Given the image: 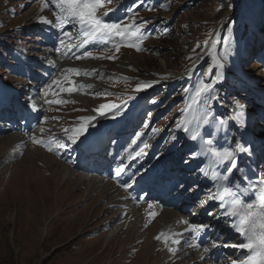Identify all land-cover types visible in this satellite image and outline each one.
Instances as JSON below:
<instances>
[{
    "label": "rangeland",
    "instance_id": "obj_1",
    "mask_svg": "<svg viewBox=\"0 0 264 264\" xmlns=\"http://www.w3.org/2000/svg\"><path fill=\"white\" fill-rule=\"evenodd\" d=\"M2 1L0 0V68L4 69L1 71L2 76L7 74V79H9L17 72L14 70L17 66H11L19 61L25 62L22 65L23 70L37 71L39 66H42L39 65L35 69V63L30 62L31 55L27 49L32 48L36 43L31 34L29 32L26 34L23 29L14 34L12 31L24 27L23 24L32 23L33 20L40 22L39 18L42 14L39 13L40 3L43 4L44 0H4L10 2L6 4ZM150 1L111 0L110 3L105 2L103 9L100 10L108 12V15L104 17L108 22L128 24L133 19L137 25L146 22L143 23V38L138 42L140 50L136 47L125 46L118 39L97 38L84 43L85 38L78 34V26L73 27L71 24H66L61 28L55 22V7H48L47 14L54 19L52 28L57 32L61 49L64 50L63 54L66 56L64 59L68 61L56 60L54 58L57 53L55 49H53L54 53L49 55L51 60L57 63L68 62L75 68L81 65V67L95 69L97 72L86 76L92 85L85 89V92L77 90L69 93L80 95L77 101L66 99L70 107H67L66 103H47L50 116L45 117L46 123L45 121L38 122L35 127L40 132L29 135L28 131L22 130L23 134L29 135L28 140L35 136L37 140H43L45 143L31 142L29 144L26 142L23 149H19L15 155L9 157V161L17 160L9 165L5 164V168H0V264H152L155 260H157L155 264H177L176 260L166 261L165 248L159 250L155 247V250H152L146 244L147 237L143 232V226L139 227V233L132 228L131 235L127 236V231L131 227L127 221L125 222L128 224H124L126 227L115 226L118 224L114 223L119 218H123L122 214L128 210L122 201L121 203H124L122 211L118 210L121 215L112 212L118 199L121 200L123 196L121 188L112 183L119 181L117 176L112 178L113 181L100 180L86 174L90 178H82V174L72 165L73 163L78 164L75 162L76 153L71 151L68 155L70 164L64 155L65 147L57 148L50 143L55 138L66 144V134L62 136L64 129L79 126L82 117H93L92 113L97 112L96 109L100 105L118 106L117 109L106 110L110 117L115 114H128L129 111L132 113L130 118H126L124 122L113 123L112 130L116 136L108 140L105 148L106 157L109 154L114 157L122 154L128 156L126 149H130L134 158L130 159L128 156L127 161L131 162L136 159L138 163L130 166V171L133 172L136 169L131 175L133 179L143 172V168H155L158 164L159 170L157 171L160 173L157 172V175L167 181L165 186L170 190L177 189L176 193L183 191L180 201L185 196H193L194 193V196H197L201 192L192 203L186 205L182 211H178V214H182L186 221L189 217L201 213L204 216L202 222L203 218H205L204 224H209L211 221L210 225L213 228L215 220L221 219L218 216L221 209L213 205L215 201L212 203L208 201L204 206L200 205L201 200H207V197L216 191L214 185L212 189L213 181L210 178L212 158L201 154L200 147H197L200 152L195 150L196 142L187 141L184 138V134H187L183 131V127L177 128L178 124L184 125L188 118L192 119L191 128L196 127L199 123H204L202 118L207 111L211 110L214 119L210 118L209 123L205 124V129L208 133H215L213 138L216 140V145L214 147L234 148L237 140L246 147L251 146L252 154L245 153L247 157L238 165V168L243 171H237L232 178L234 184L243 186L245 184L243 179L247 176L248 170L259 172L264 178V32L263 40L257 38L248 40V37L241 38L242 35L237 30L239 21L252 22L256 21L260 15H264L263 0L241 1L236 16L225 27L215 50L216 56L226 71L220 82L213 83L212 94L219 97L220 105L215 104L217 101H207L206 96L194 99L200 82L212 83L216 77L215 75L208 76L209 60L203 61L188 79L179 80L177 78L178 75L190 71L193 63L203 55L205 48L210 46L213 31L223 16H220L218 12V0H200L199 4L191 8L184 5L188 0ZM207 25H210L209 31L205 30ZM229 27H231V33L228 31ZM33 30L39 31L37 27H33ZM262 30L264 31V26ZM65 31L71 34V39L64 37ZM11 33L12 35H9ZM225 37H227L226 42ZM48 40L51 42H47ZM62 40L64 43H61ZM44 43V47L39 48L42 51L50 50L46 45L54 44L52 38H47ZM116 44H121L119 50ZM243 52L247 55L246 60H243L245 59ZM86 54L90 56L85 58ZM35 60L41 62L45 58L39 55L35 56ZM60 77L58 79V81L61 80V86H58L60 88L75 85V80L80 79L77 74L67 72L60 73ZM36 78H40L36 72L30 75L32 81L27 83L11 78V82L19 84L22 90V98L16 99V105L25 103L23 99L28 94L29 86L36 84ZM68 80L72 82V85L68 83ZM141 85L150 86L142 87L137 91L136 89ZM183 86L186 88L183 89ZM12 90L15 91V89ZM48 97H46L48 100L65 101L62 94L48 95ZM237 104L245 106L242 117L244 127H240L235 120L230 121L237 111ZM202 108H206V111ZM2 109L7 110V116L13 111V107L9 109L1 103L0 115L4 114ZM19 111L14 108L11 112L13 118L9 121L12 127L10 129L15 128L14 118ZM105 114L103 118L100 117L101 120L110 118ZM122 116L124 115L114 117L120 121ZM100 119L96 120L101 121ZM96 120L93 119L91 123L93 124ZM220 120L224 123L220 124ZM111 126L105 131L104 139ZM219 126L224 129L218 135ZM153 129L158 131L153 133ZM8 130L1 129L3 132ZM137 133H142V135L137 137ZM16 136L18 134H8L0 138V159L3 155L11 154L10 151L14 148L11 145L19 139ZM172 137H176V140ZM218 142L219 145H217ZM118 145L120 147L117 150ZM50 147L53 150L49 151ZM141 149H143L142 154L136 156L135 153ZM20 150L24 152L21 157H19ZM41 150H43L42 154L50 156L52 161L60 163L54 170H59L62 175L64 170L67 174L73 172L77 176L75 180L71 174L70 177L62 175L58 177L56 171L48 170V174L44 171H37L35 160L39 158L38 154ZM55 152L59 153L64 162L53 156ZM190 153H196L197 157L191 158ZM93 160L100 162L102 159L96 156ZM185 160L188 162L185 163ZM21 161L25 165L22 166ZM83 164L89 166L91 162ZM110 164L114 171L117 166H121L114 162ZM1 166L3 165L0 160ZM123 166H125L124 163ZM200 169L204 171L201 172ZM148 174L151 175V179L156 178L155 172L147 171L144 176ZM143 177L131 183L139 186ZM257 177L259 178V175ZM69 179H72V182L68 183ZM66 182L68 184H65ZM203 182H206L208 186L201 185ZM68 185L71 187L69 188ZM157 189L158 186L155 185L153 190ZM90 193L93 194L90 195ZM137 194L144 198L147 191L142 190L140 194ZM130 197H133L132 194ZM105 198L108 199L101 204ZM131 204L134 203L131 202ZM158 206L165 208L162 205ZM108 207L110 211L106 212ZM209 212H213L216 216H209ZM193 213L196 214L193 215ZM111 219L115 220L111 221ZM214 232V229H208L207 233L212 235ZM230 232L231 230L223 232L222 239H226ZM179 235L180 230L174 238L177 239ZM203 238L208 239V236H203ZM238 240L239 234L228 240L231 249L232 245L241 243ZM214 241H220V239L213 236L207 243L211 244ZM217 244L212 245L211 249L217 250ZM237 250L238 247L235 250L226 251L225 256L228 255L227 257L216 259L221 264H229L236 258ZM242 251L243 249H240V256ZM202 253L205 254L201 252L199 258ZM178 255L182 257V262L187 258L186 255L182 256L180 253ZM178 255L171 254L174 259ZM244 255H247V251ZM210 257L211 259L214 257V252L210 253ZM204 259L196 261L195 264H203Z\"/></svg>",
    "mask_w": 264,
    "mask_h": 264
},
{
    "label": "snow or ice",
    "instance_id": "obj_2",
    "mask_svg": "<svg viewBox=\"0 0 264 264\" xmlns=\"http://www.w3.org/2000/svg\"><path fill=\"white\" fill-rule=\"evenodd\" d=\"M51 4L55 6V22L61 28L66 24H71L73 27L78 26V34L83 35L85 38L84 43H88L92 39H105L110 40L119 39L122 44L129 47H136L137 50H140L138 47V42L143 38V23L137 25L136 21L133 19L128 24H121L120 22H107L104 17L108 15L107 11L101 12L105 2L110 3L111 0H50ZM49 6V0H45V3L41 7V11L44 8ZM163 7V5H162ZM41 23H51L47 18L41 16L39 18ZM231 33V27L228 29ZM64 37L71 39V34L68 32L63 33ZM218 35V33H217ZM227 37H225V42ZM61 43H64L62 40ZM216 41L212 42L213 48H215ZM82 46V45H81ZM117 50L121 44L115 45ZM59 51V49H57ZM90 54H86L85 58H88ZM79 58V57H78ZM95 58V57H93ZM67 73L81 74L79 69H66ZM86 74V73H85ZM219 75L213 80L212 83H207L201 81L199 86L196 89L195 97L199 98L201 96H206V100L218 101L219 97L212 94L213 83L217 79H220ZM65 79H68L65 77ZM68 83L72 85V82L68 80ZM53 85L59 86L60 81L53 80L50 85L46 87L44 91V96L49 95V90ZM150 85H141L136 90L139 91L142 87H148ZM80 87H90V86H80ZM63 92L71 93L73 91L79 90L75 85L69 87H62L60 89ZM55 95V93H52ZM67 101L63 100H48L45 99V103H66ZM30 107L35 111V104H30ZM118 106L114 104H104L100 105L96 111L104 115L106 110L117 109ZM243 104H237V111L232 117L233 120L240 127H244V121L242 117L244 116ZM210 118L214 119L212 116L211 110L207 111L204 115L203 122L205 124L209 123ZM81 123L77 127L71 129H64L67 140L75 144L82 135L86 132L87 128L90 126L91 121L94 117H82ZM220 124H223L224 121L220 120ZM147 127V125H145ZM183 127L185 133H189V127L185 125H177V128ZM43 131V129H41ZM153 133L158 131L157 129L152 130ZM142 133H137V137L141 136ZM215 133L209 132L206 137L201 136L199 132H192L188 137L192 141L197 139L201 142V153L211 156V176L210 178L213 181V185L216 191L210 194L207 197V200H201L200 205L204 206L208 201H216L218 203L221 211L218 216L225 218L230 222L229 226L243 238L244 242L238 245H232L233 247H238L239 249L246 250L248 255L244 260L239 261V264H264V180L252 181L249 177L244 176L246 183L241 186L240 184H234L232 182V176L235 172L242 169L238 168L239 155L241 153H246L248 155L252 154L251 146H245L241 141H235V147H214L216 145V140L213 138ZM173 140H176V137H172ZM33 143H45L43 140H37L35 136L32 137ZM50 143L54 144L57 148L66 147V144L59 139H53ZM135 143V142H134ZM145 147L147 144L145 143ZM53 150L51 147L49 151ZM128 152L129 158H134L132 156V151L126 149ZM143 152V149L136 152V156H140ZM196 153H190L191 158H195ZM188 161L185 160V163ZM201 172L204 169H200ZM125 172V167L123 166V161H121V166H118L115 170V175L119 177L122 173ZM126 190L130 187L127 183L122 185ZM149 209L153 207L152 204L148 205ZM196 213H193L195 215ZM155 213H151L149 219H151ZM209 216H216L213 212L208 213ZM218 218V217H217ZM185 223L188 227L185 231L196 234L206 231L211 227L210 224H191L188 221H181ZM175 233H159L155 239L161 240L165 243L167 247L168 241L171 240L172 243H179L176 240ZM169 251L172 249L169 248ZM233 264H237L236 261H233Z\"/></svg>",
    "mask_w": 264,
    "mask_h": 264
},
{
    "label": "bare ground",
    "instance_id": "obj_3",
    "mask_svg": "<svg viewBox=\"0 0 264 264\" xmlns=\"http://www.w3.org/2000/svg\"><path fill=\"white\" fill-rule=\"evenodd\" d=\"M225 23H226V20L225 19L220 22V24L218 26V32H217L218 35H219V32H220L221 28L224 26ZM217 33L213 36L212 42L213 41H217V38H218ZM47 42H51V41L48 40ZM212 42H211L210 46L206 49V51L203 53V55H201L199 57V59L193 63V66L190 69V71H188V72H186V73H184L182 75H178L177 76L178 79H185L186 80L189 76H191L193 74V71L194 70L196 71V69H198L199 66H201V64H202L203 61H207V60H209V65L207 67L208 76L209 75H215L216 77H217V75H219L220 77H223L224 76V74L226 73L225 72L224 65L222 64V62L220 61V59L216 56V54H215L216 46H215V48H213ZM53 53H54L53 50H48V49L43 50L41 52V58L44 57L45 60H48L47 67L50 68V70H51L50 71V75L48 76V78H46L44 80L41 77L35 79L36 84H31V87H30V88H32L33 91L31 92V94L25 95V99H23V101L25 103H30V100L31 99H35L34 100V103L32 102V104H35L36 106H39V107L44 106L46 104L45 103L46 97L44 96V91L46 90V87L48 85H50L53 80H58L59 79L58 77H60V73H62V72L66 73L65 70L66 69H69V68L81 70L80 79H78L76 81V85L75 86H77L82 91V93L86 91L85 89L91 87L92 83L86 78V76L91 75V74L97 72L95 69H88L86 67H81V65L76 66V68H75V66H73L71 63H68V62H65V63L64 62H59V63L54 62V60H51V58L49 57V55H52ZM56 78H58V79H56ZM221 79L222 78L217 79L216 82H219ZM80 86H90V87H80ZM60 89H61L60 87H58L56 85L55 86L53 85L52 88L49 90V95H52V93H55V96H58V95H61L62 94L63 97H65V99L68 98L71 101H77V100L80 99V95L75 94V93H72L70 95L69 93L63 92ZM4 92L6 94H10V93L12 94L15 91L12 90L10 87H5ZM59 92H61V93L59 94ZM3 95H4V93H1L0 92V97L3 96ZM1 103H3V102L1 101V98H0V105H1ZM217 103L218 102H216L215 104H217ZM15 106H16V103L14 104V107ZM66 106L67 107L68 106L70 107L71 105H68L66 103ZM12 110L14 111V109H12ZM13 111H11V112H13ZM92 115H93V117L95 119H100V117L103 116V115L99 114L98 112H94V113H92ZM7 117H9V119H7L9 121L12 120V118H13L12 117V114H9V116H7ZM9 121L8 122L5 121L6 124H8L7 125V129L12 128L9 125ZM115 121H118V118L117 117H114V116L113 117H110V118H107V119H103L101 121L96 120L94 122V124H90V126L87 128V130L84 133V135H82L80 137V139L76 142V144L79 143V142L80 143H83L86 140V137L91 138L92 135H95L96 137H100L101 136L102 137L101 140L102 139L104 140L105 131ZM191 123H192V119H189L188 118L185 121V124L184 125L187 126V127H189L190 132L189 133H186L187 135L184 138H186L187 140H190L188 137L194 131L195 132H199V134L201 136H204V137L207 136L208 132L204 128L205 127V123H203L202 125L199 123V125H197L194 128H191ZM7 129H3V130H7ZM23 138L28 139L29 137L28 136H23ZM196 142H197V147H200L201 148V146H200V144H201L200 140L197 139ZM34 146H36V145H34ZM194 146H195V144H194ZM42 151L43 150H41V152H39V154H38L39 158H37L35 160V167H37V169H38L37 171H39V172L40 171H44L46 174H48L47 173L48 170L49 171L51 170L52 172L53 171H56V170H54V168H56V166L58 167L60 165V163L59 162L56 163V162L52 161L51 158H50V156H46V155L42 154ZM94 157H96V156H93V158ZM244 158H245L244 153H241L239 155V163L241 161H243ZM21 162H22L21 165L23 166L24 162L23 161H21ZM56 172H57L56 174L58 175V177H62V176H64V177H70L72 175V176H74L73 177L74 180L77 177V176H75V174L73 172H70L71 175L70 174H67L66 170L63 171L64 172L63 175L61 174V172L59 170H57ZM235 174H236V172L234 173V175ZM234 175H233V177H234ZM81 177L82 178H86V177L90 178L89 176H86L85 174H82ZM148 177H149V179H151V175L150 174H148ZM247 177H249L252 181L263 180L264 179L262 177H261V179H256L254 173H252L250 171H248ZM70 182H72V179H69V182L68 183H70ZM68 183L66 182L65 184H68ZM244 183H246V181ZM16 185H18V184L16 183ZM68 187H69V185H68ZM92 194L93 193H90V195H92ZM106 199H108V198H105L101 202V204ZM114 201H116V199ZM112 204H114V203L112 202ZM127 204H129V203H127ZM154 206H156L155 209H154V207H152L151 209H149L148 211H146L145 213H143L144 212V209L141 207V205L132 204V206L130 208L127 207V209H128L127 212H124V214H122V217L124 219H128L131 222V223H129L131 225V227L128 229L126 236L129 235V234L131 235L132 228H134L135 231L137 230V233H139L140 232V230H139L140 228L139 227H142L143 226V228H142L143 229V232L145 233V236L147 237L146 240H145V242H146V244H148L150 246V248L152 250H155V247L158 245V243L161 242V240L155 239V237L159 233H161V232H165V233H175L177 235V233L179 231L178 229H175V224L178 222V216L176 214H174L173 212H171V210H168V209H165V208L164 209L163 208H160L156 204H154ZM105 211L106 212H109L110 211V208L108 207ZM120 211H122V210H120ZM151 213H155V215L151 219H149V221H148V218L146 217V214L148 215V214H151ZM161 213H163V215L161 216L163 218V220L160 217V214ZM142 216H144L145 218H142ZM113 220H115V219H111V221H113ZM221 223H224V224H227L228 223V225L230 224V222L227 221L223 217H221V219H216L215 220V223H214V226H213V228H216L217 229L216 233L217 232H220V230L222 229L219 226ZM228 229H232V228L230 226H228ZM233 233H235L234 230H233V232L231 234L232 236L234 235ZM176 235H175V237H176ZM217 236H218V234H217ZM170 241L171 240L168 241L167 246H170L171 245L172 242H170ZM239 241L241 243L244 242V240H243L242 237L239 238ZM217 246H218V249H222V250H230L231 249L230 245L228 243H226L225 240H223L222 242L218 243ZM168 255H169L168 253H164V257H166L165 258L166 260L168 259ZM199 256H200V254L197 256V258H199ZM189 260H191V259H189ZM189 260H188V263H189ZM156 262H157V260H155V262L152 263V264H155ZM237 264H239V263L237 262Z\"/></svg>",
    "mask_w": 264,
    "mask_h": 264
},
{
    "label": "trees",
    "instance_id": "obj_4",
    "mask_svg": "<svg viewBox=\"0 0 264 264\" xmlns=\"http://www.w3.org/2000/svg\"><path fill=\"white\" fill-rule=\"evenodd\" d=\"M152 1H154V0H152ZM249 1H253V0H249ZM200 2H201L200 0H188L184 5L187 8H191L192 6H195V5L199 4ZM263 2H264V0H263ZM217 3L219 5V11L218 12L220 13V16H221V15H224V14L232 11L234 0H218ZM236 14H237V12H235L232 15V19L236 16ZM205 30L209 31L210 30V25H207L205 27ZM237 30L239 32L241 31L242 35L244 36L249 31L248 23L245 22V21H239L237 23Z\"/></svg>",
    "mask_w": 264,
    "mask_h": 264
},
{
    "label": "water",
    "instance_id": "obj_5",
    "mask_svg": "<svg viewBox=\"0 0 264 264\" xmlns=\"http://www.w3.org/2000/svg\"><path fill=\"white\" fill-rule=\"evenodd\" d=\"M236 10H237V7H235V8L233 9V11H236ZM230 15H231V13L228 14L227 17H229Z\"/></svg>",
    "mask_w": 264,
    "mask_h": 264
}]
</instances>
